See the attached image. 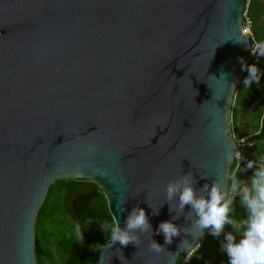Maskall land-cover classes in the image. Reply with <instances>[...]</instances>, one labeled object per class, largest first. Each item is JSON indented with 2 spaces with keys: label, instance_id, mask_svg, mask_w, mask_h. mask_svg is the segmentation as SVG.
<instances>
[{
  "label": "water",
  "instance_id": "1",
  "mask_svg": "<svg viewBox=\"0 0 264 264\" xmlns=\"http://www.w3.org/2000/svg\"><path fill=\"white\" fill-rule=\"evenodd\" d=\"M246 7L247 0H0V264H39L37 215L61 180L97 185L121 228L133 207L148 215L152 231L139 246L107 241L92 264H174L176 253L175 264L186 263L209 230L165 244L156 230L180 214L164 189L189 171L200 189L226 167L239 58L254 64L251 40L235 42ZM173 222L190 226L185 215ZM152 239L165 251L150 252ZM183 240L190 253L179 250Z\"/></svg>",
  "mask_w": 264,
  "mask_h": 264
},
{
  "label": "clouds",
  "instance_id": "2",
  "mask_svg": "<svg viewBox=\"0 0 264 264\" xmlns=\"http://www.w3.org/2000/svg\"><path fill=\"white\" fill-rule=\"evenodd\" d=\"M253 35L252 21L249 19L246 27L240 25L239 39L235 42L247 44V41L251 40V54L257 58H264V40L257 41ZM239 61L242 70L248 73L243 80L244 87L251 88L253 83L260 84L264 72L255 63L251 65L245 63L242 57ZM221 77L227 82L226 74L222 73ZM232 90H235L234 86ZM221 135H223L222 131ZM242 145H245L244 139L226 143L224 153L226 167L221 165L217 169V179L212 184L206 183L197 189V180L191 171L168 182L164 189L166 202L174 205L175 212L180 215L159 224L156 232L163 234L165 244H172L173 239L180 236L182 232L190 235L194 241L201 239L206 229L209 230L210 235L220 237L225 227L231 226L240 239L237 242V235L233 232H228L224 236L221 250L227 253L229 264H264V155L255 160L245 161L239 150ZM87 150L95 151V145H89ZM248 170H252L253 175L248 179H240V174ZM154 171L158 173L159 169ZM237 197L245 210L244 218L239 220L234 217V204ZM118 203L123 212L127 197L119 199ZM186 206L190 210L185 214ZM170 212H172L171 208ZM156 214L158 211L153 212V215ZM181 215H185L190 226L182 228L173 222ZM99 226L102 231L110 233L107 247L116 243L122 247H127L129 244L139 246L142 242L141 235L152 231L145 209L139 206L132 208L123 228L119 226L115 216L111 224L105 221ZM75 231L78 239L84 240V230L79 224L76 225ZM178 248L181 251L188 250L189 253L193 249L188 240H183ZM195 248L198 250L199 245L197 244ZM148 249L157 255L165 251L153 239ZM173 255L177 259L178 253Z\"/></svg>",
  "mask_w": 264,
  "mask_h": 264
},
{
  "label": "trees",
  "instance_id": "3",
  "mask_svg": "<svg viewBox=\"0 0 264 264\" xmlns=\"http://www.w3.org/2000/svg\"><path fill=\"white\" fill-rule=\"evenodd\" d=\"M255 4L261 5L260 2L255 3L253 0L252 5L248 6L247 4L245 13L246 19L252 21L254 39L260 41L264 40V27L252 19L251 14ZM262 11L260 16L264 14ZM257 66L264 72V58L259 61ZM247 75L248 73L243 75L237 95L235 93L232 110L233 124L240 114H245L253 106L250 100L246 103L248 94L243 80ZM260 116L261 113L258 118ZM259 125L255 133L251 134L254 142L264 140V118ZM252 175L253 171L248 170L240 174V179H248ZM234 210L236 219L244 218L245 210L240 205L239 197L236 198ZM105 221L111 224L113 220L108 211L105 196L97 185L88 182L59 181L48 189L37 215L35 226L36 260L39 264H92L95 251L108 241L110 235L109 232L102 231L99 226ZM77 224L84 230V240L77 237L75 231ZM228 232L237 235V242L239 241V235L234 232L231 226H226L220 237L208 234L201 242L199 249L189 256L185 264H229L227 253L221 250L224 236Z\"/></svg>",
  "mask_w": 264,
  "mask_h": 264
},
{
  "label": "crops",
  "instance_id": "4",
  "mask_svg": "<svg viewBox=\"0 0 264 264\" xmlns=\"http://www.w3.org/2000/svg\"><path fill=\"white\" fill-rule=\"evenodd\" d=\"M258 2H260L261 5L264 4V0H255V3H258ZM247 4H248V6L252 5L253 4V0H249ZM263 8L260 9V10H263L262 12L264 13V9ZM259 20H260L259 24L264 27V14L259 17ZM245 73H247V72H245V71L242 72L241 79H242V77H243V75ZM241 79H240V81H241ZM239 84H240V82H239ZM254 84L255 83H253V85ZM238 87H239V85H238ZM238 87H237V90H236V95H237ZM246 93L248 94V98L246 99V103L250 100L253 103V106H252L251 109H249L247 112H245V114H240L238 116V118L236 119L234 124L232 123L233 131L235 133H237L239 136L240 135H246L247 136V135H251V134L255 133V131L251 129V123L252 122L247 121V117H248L247 115L249 113L254 111L255 115L257 117L261 113V116L258 118L259 121H261L264 118V111L263 112L261 111L263 109V107H264V96L263 97L258 96L259 98H257L254 95L253 91H252V87L251 88H247Z\"/></svg>",
  "mask_w": 264,
  "mask_h": 264
},
{
  "label": "rangeland",
  "instance_id": "5",
  "mask_svg": "<svg viewBox=\"0 0 264 264\" xmlns=\"http://www.w3.org/2000/svg\"><path fill=\"white\" fill-rule=\"evenodd\" d=\"M259 7H261L260 4H255L254 5V9H253L252 14H251L252 15V19L256 23H258L260 21L259 20V17H260L259 14L261 12L260 9H262L264 7V4L262 5L261 8H259ZM251 87H252V91H253L254 95L257 98H259L258 96L263 97L264 96V77H262L260 79V84H257V85L254 84ZM261 111L262 112L264 111V107H263V109ZM254 115H255V112L254 111H252L251 113H249L247 115L248 116L247 117V121L252 122L251 123V129L254 130V131H256L257 128L260 126L259 124H260V122H262V120L259 121L258 117L256 115L255 116ZM233 136H234L233 138H236L239 135L233 131ZM261 155H264V140H258V141L255 142V149L250 154L249 160H255V159H257Z\"/></svg>",
  "mask_w": 264,
  "mask_h": 264
},
{
  "label": "built area",
  "instance_id": "6",
  "mask_svg": "<svg viewBox=\"0 0 264 264\" xmlns=\"http://www.w3.org/2000/svg\"><path fill=\"white\" fill-rule=\"evenodd\" d=\"M246 19V13L244 14V22H243V26H247V19ZM246 21V22H245ZM254 38V37H253ZM262 58H257V57H254L252 54H251V50H250V58H249V62H254V63H258ZM252 136L253 135H242V136H239V137H236V138H233V140H235L236 142L239 141V139H244L245 140V145H242L240 146V151L242 152L244 158H245V161H247V159H249V156L251 154V152L254 150V147H255V142L252 140ZM244 165L242 164V167ZM234 168H235V164H234Z\"/></svg>",
  "mask_w": 264,
  "mask_h": 264
}]
</instances>
